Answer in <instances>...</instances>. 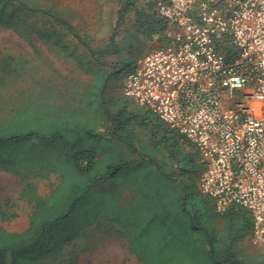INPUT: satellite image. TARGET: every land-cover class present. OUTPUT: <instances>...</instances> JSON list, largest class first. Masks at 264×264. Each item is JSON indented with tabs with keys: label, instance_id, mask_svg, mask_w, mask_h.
Returning a JSON list of instances; mask_svg holds the SVG:
<instances>
[{
	"label": "trees",
	"instance_id": "1",
	"mask_svg": "<svg viewBox=\"0 0 264 264\" xmlns=\"http://www.w3.org/2000/svg\"><path fill=\"white\" fill-rule=\"evenodd\" d=\"M159 1L118 0L113 33L108 43L98 48L68 20L50 11L30 8L73 34L97 64L92 68L88 62H80L94 75L88 86L93 88V98L84 103L89 113L97 109L104 115L109 132L104 136L88 116L75 117L69 111L40 115L37 119L44 118L45 122L36 125H32L31 118H24L21 124L29 130L15 123L20 117L15 106L8 110L9 118L0 116V170L15 173L23 180L34 172L41 176L56 173L61 180L48 196L28 186L27 195L34 203L29 227L20 232L0 227V264H40L60 259L67 245L105 214L120 215L117 201L123 189L117 187V182L133 192L141 216L139 239L145 241L140 244L148 248L147 253L136 252L139 258H147L146 264H250L240 260L236 250L251 236V213L240 206H230L223 213L210 207L211 198L201 193L196 179L202 164L195 147L144 108L140 123L154 129L151 149L155 153L139 149L131 129V123L137 120V115L129 111L131 100L108 99L106 95L112 77L106 70L107 58L119 54L116 38L129 16L135 15L138 33L163 37L167 22L157 11ZM16 2L26 10L21 1L0 0V28L12 29L31 42L34 35L27 32L30 27L24 17L9 9ZM35 32L46 44L55 39L54 32ZM62 48L70 50L68 46ZM136 62L127 59L122 71L130 73ZM116 142L138 158L127 157L115 146ZM204 217L214 223L221 221L222 231L218 232L214 224L208 227ZM250 261L264 264V254Z\"/></svg>",
	"mask_w": 264,
	"mask_h": 264
},
{
	"label": "built area",
	"instance_id": "2",
	"mask_svg": "<svg viewBox=\"0 0 264 264\" xmlns=\"http://www.w3.org/2000/svg\"><path fill=\"white\" fill-rule=\"evenodd\" d=\"M167 29L122 94L198 152L215 210L246 208L264 245V0H161Z\"/></svg>",
	"mask_w": 264,
	"mask_h": 264
},
{
	"label": "rangeland",
	"instance_id": "3",
	"mask_svg": "<svg viewBox=\"0 0 264 264\" xmlns=\"http://www.w3.org/2000/svg\"><path fill=\"white\" fill-rule=\"evenodd\" d=\"M18 1L26 5V10L20 2L9 9L24 17L30 27L27 32L33 34L34 39L30 42L12 29L0 28V116L9 118L8 110L15 106L20 112L16 124L23 123L24 118L28 117L32 119V125H36L45 122L44 118L37 119L40 115H57L69 111L75 117L88 116L97 130L107 136L109 121L97 109L89 113L84 103L93 98V88L88 86L94 75L81 67L80 62H88L93 65L92 68L97 67V64L73 34L60 27L49 16L30 8L50 11L68 20L83 38L98 48L107 44L113 33L118 0ZM133 19L134 15L129 16L116 38L120 46L119 54L107 58L106 70L112 74L106 94L108 99L126 98L122 94V86L128 74L122 71L126 67V60H138L157 44L150 33H138L135 30ZM35 31L54 32L55 39L46 44L38 38ZM62 46H68L70 50L66 51ZM129 102V111L137 115V120L131 123L136 144L139 149L154 154L151 149L154 129L140 123L145 109L133 101ZM58 110L61 111L56 112ZM22 126L24 124L19 125ZM23 130H29V127L25 125ZM115 146L132 160L138 158L136 154L127 151L125 145L116 142ZM118 180L123 178L119 177ZM60 181L56 173L41 176L34 172L23 180L15 173L0 170V202L3 208L0 227L13 232L26 230L34 206L31 197L27 195L28 186L34 188L37 194L48 196ZM117 183V187L123 189L122 197L117 201L120 215L105 214L96 224L83 231L77 240L68 244L60 259L45 260L40 264H146L147 258L144 257L145 261L137 255V252H146L148 248L140 244L145 241L140 242L139 239L142 233L138 224L141 216L133 192L131 188H123V183ZM210 207L215 209L212 199ZM203 220L208 227L211 228L214 224L218 232L222 231L221 221L214 223L205 217ZM133 239L135 245L132 244ZM236 252L240 260L256 264L250 260H258L264 254V245L255 246L251 237H246Z\"/></svg>",
	"mask_w": 264,
	"mask_h": 264
},
{
	"label": "crops",
	"instance_id": "4",
	"mask_svg": "<svg viewBox=\"0 0 264 264\" xmlns=\"http://www.w3.org/2000/svg\"><path fill=\"white\" fill-rule=\"evenodd\" d=\"M118 10V9H117ZM117 15V14H116ZM132 15H134V14H131V17H132ZM134 22H135V15H134V19H133V24H134ZM154 37V41H156L157 42V44H155V46H158L161 42H160V40L158 39L160 36L159 35H154L153 36ZM215 211V210H214Z\"/></svg>",
	"mask_w": 264,
	"mask_h": 264
}]
</instances>
